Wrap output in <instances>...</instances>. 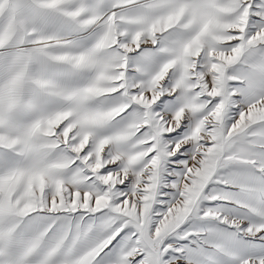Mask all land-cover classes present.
<instances>
[{
    "label": "snow or ice",
    "instance_id": "obj_1",
    "mask_svg": "<svg viewBox=\"0 0 264 264\" xmlns=\"http://www.w3.org/2000/svg\"><path fill=\"white\" fill-rule=\"evenodd\" d=\"M0 264H264V0H0Z\"/></svg>",
    "mask_w": 264,
    "mask_h": 264
}]
</instances>
